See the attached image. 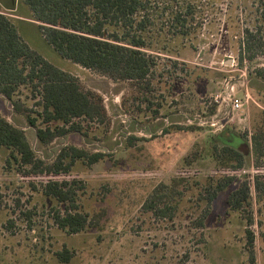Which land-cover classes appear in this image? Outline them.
I'll list each match as a JSON object with an SVG mask.
<instances>
[{
    "label": "rangeland",
    "instance_id": "obj_1",
    "mask_svg": "<svg viewBox=\"0 0 264 264\" xmlns=\"http://www.w3.org/2000/svg\"><path fill=\"white\" fill-rule=\"evenodd\" d=\"M3 2L0 9L9 15ZM200 2L196 31L154 40L162 47L155 49L146 100L130 82L112 81L57 55L34 22L18 23L32 48L74 74L84 88L99 92L108 117L92 125L88 136L70 132L42 145L35 128L0 94V113L25 130L38 157L50 161L67 143L105 153L91 164L77 160L70 177L60 176L80 179L77 203L90 220L85 229L69 234L53 220L55 201L42 193L47 177L24 176L5 162L7 150L0 147V264H264V167L257 170L249 153L250 133L264 110V54L240 53L239 45L243 29L254 28L259 2ZM256 70L263 75L255 77ZM230 89L236 96L248 94L243 109L233 115L225 103L212 99ZM14 99L33 103L25 88ZM222 129L240 137L235 143L248 154L241 168L216 163L211 139L218 144ZM257 172L263 183L259 192L253 186ZM223 176H233L232 182L208 203L209 182ZM179 178V192L167 207L161 203L163 211L143 205L157 184L170 186ZM244 179L251 198L245 212L226 203ZM247 214L253 216L248 226L252 256L244 233ZM63 247L72 251L68 262L54 254Z\"/></svg>",
    "mask_w": 264,
    "mask_h": 264
},
{
    "label": "trees",
    "instance_id": "obj_2",
    "mask_svg": "<svg viewBox=\"0 0 264 264\" xmlns=\"http://www.w3.org/2000/svg\"><path fill=\"white\" fill-rule=\"evenodd\" d=\"M19 2L27 7L44 41L57 55L112 81L130 82L136 93L142 95L139 97L142 100L147 99L150 89L151 74L156 65L155 51L159 52L162 47L154 45V40H162L165 35L171 38L188 36L199 28L197 14L202 11L200 0ZM258 2V18L253 30L247 27L243 29L240 53L254 50L255 53L264 54V0ZM262 75L256 70L255 77ZM20 88L29 92V97L33 99L31 106L14 99ZM0 94L9 101L15 113L23 115L35 128L36 137L42 145H48L55 138L70 132L88 136L94 125L103 124L108 117L99 92L84 88L74 74L32 48L14 21L1 9ZM258 115L249 136V153L257 170L264 167V110L259 111ZM236 137L240 138L221 131L215 139L219 145L211 139L212 154L218 166L236 170L248 162V154L239 150L238 143H235ZM0 147L7 150L5 162L18 166L24 176L42 174L47 177L41 182L42 193L55 201L52 217L60 229L72 234L88 226V215L79 209L76 198V189L82 187V182L75 177L69 178L70 170L77 160L91 164L100 160L104 152H89L67 143L58 149L52 160L47 161L35 154L25 130L1 113ZM63 175L69 177L61 178ZM259 177V172L253 177L256 192L263 187ZM180 180L174 179L170 186L157 184L143 205L163 211L161 203L167 207V202L174 199L173 194L179 192L175 187ZM232 180L233 176H223L215 182L210 181L205 196L207 202H211ZM226 203L231 209L248 211L251 198L245 179L227 194ZM245 219L244 233L249 255L252 256L250 245L253 236L248 229L253 224L252 214H247ZM54 254L60 262H68L72 257V251L66 247Z\"/></svg>",
    "mask_w": 264,
    "mask_h": 264
},
{
    "label": "crops",
    "instance_id": "obj_3",
    "mask_svg": "<svg viewBox=\"0 0 264 264\" xmlns=\"http://www.w3.org/2000/svg\"><path fill=\"white\" fill-rule=\"evenodd\" d=\"M3 1H4L3 2L4 7L11 12L8 16L17 25L19 32H20V28H19L18 23H20V21L25 22V23H28L27 21L34 22L30 18L29 11H28L27 7L24 4L20 3L19 0H7V1L3 0ZM1 7H2V4H0V8ZM34 25H35V23H34Z\"/></svg>",
    "mask_w": 264,
    "mask_h": 264
},
{
    "label": "built area",
    "instance_id": "obj_4",
    "mask_svg": "<svg viewBox=\"0 0 264 264\" xmlns=\"http://www.w3.org/2000/svg\"><path fill=\"white\" fill-rule=\"evenodd\" d=\"M248 94H245V97L236 96L232 89L224 90L223 95L222 94H215L213 96V102L219 104L220 101L225 103L230 110L231 115L234 113H237L243 109V106L245 102L247 101Z\"/></svg>",
    "mask_w": 264,
    "mask_h": 264
},
{
    "label": "flooded vegetation",
    "instance_id": "obj_5",
    "mask_svg": "<svg viewBox=\"0 0 264 264\" xmlns=\"http://www.w3.org/2000/svg\"><path fill=\"white\" fill-rule=\"evenodd\" d=\"M221 131H224V132H226V131H225V129H222ZM221 131H219V132H221Z\"/></svg>",
    "mask_w": 264,
    "mask_h": 264
}]
</instances>
